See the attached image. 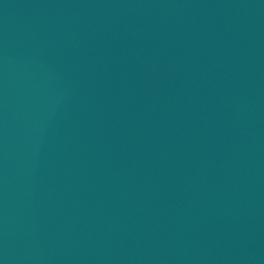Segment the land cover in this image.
<instances>
[{
	"label": "water",
	"instance_id": "95a60500",
	"mask_svg": "<svg viewBox=\"0 0 264 264\" xmlns=\"http://www.w3.org/2000/svg\"><path fill=\"white\" fill-rule=\"evenodd\" d=\"M0 264H264V0H0Z\"/></svg>",
	"mask_w": 264,
	"mask_h": 264
}]
</instances>
